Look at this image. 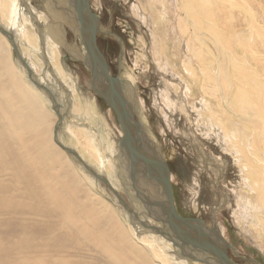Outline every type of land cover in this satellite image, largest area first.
I'll return each instance as SVG.
<instances>
[{
	"label": "bare ground",
	"instance_id": "6f19581e",
	"mask_svg": "<svg viewBox=\"0 0 264 264\" xmlns=\"http://www.w3.org/2000/svg\"><path fill=\"white\" fill-rule=\"evenodd\" d=\"M32 2L41 3L43 7L41 6L39 10L30 5ZM157 5H159L157 8L159 11L166 8L163 0H157L156 7ZM57 8L70 17L76 18L81 26L78 28L68 25L61 17L56 16L54 10ZM81 8V0H47L46 2L21 0L20 3L17 0H0V264H170L173 262L172 258L175 257L173 256L175 254L174 243L162 234L154 232L153 229L159 227L152 224L147 227L134 223L129 215V223L127 226L124 225L113 206L100 196L98 197L85 182V178L78 173L75 162L63 149V143L67 146V142L62 137V132L58 126L53 128L54 122L50 118L52 113L46 108V105H51L50 99L30 80L27 72L17 65L12 54L10 43L14 38L25 55L32 57L37 53L47 60L53 78H63L65 83H69L75 105L73 103V106L70 105L72 106V114L70 113L72 129L70 124L68 125L70 130L75 132L72 133L77 136L78 140H76L80 147L74 150L82 156L85 155L84 152L89 153L90 158L95 162L92 163L95 172L110 179L119 176L124 181L127 179L131 181L132 178L141 192L142 179L138 180L141 178L140 172L135 169L138 167L135 164L138 157L131 158L127 152L123 154L119 140L120 152L113 159L112 153L106 149L105 142L101 144L98 140L100 128L97 124L100 120L104 123V120L102 117L101 119L95 116L94 100L88 99L85 94L76 92L75 70L69 69L67 66L69 62L66 64L63 59L64 50L61 49V45L67 44L63 36L66 26L70 27L75 34L80 35L84 42L88 41V24H84L81 20ZM161 14L163 17L164 13L161 12ZM233 16L229 15V17ZM97 18H99L98 15ZM228 20L230 21L229 18ZM230 22L235 25L236 17L233 22L232 19ZM100 31H102L101 23L100 28L95 32L96 40ZM200 34H196L198 40L200 36L203 37ZM203 39L206 38L203 37ZM187 42L190 56L197 60V65L203 68L206 77L202 82L196 68L184 61V70L190 78H188L189 81L185 79L189 84L185 94L189 99H195L197 86L201 81L204 92L202 94L206 103L203 105L201 103L199 114L202 110L208 113L206 108L216 107L210 114L209 122L214 127L215 124L220 125V129L222 128L230 135L224 136V144L237 159L241 177L246 182L247 195L245 197L248 208L244 210L250 213L247 215L248 219L250 215L254 218L250 225L257 229L260 237H264V144L259 139L256 147L251 151L250 148L253 146L250 143L249 147L247 145L246 130L230 116V106L223 99L221 100L222 92H224L221 87L226 89L229 87H226L224 82L219 83L221 87L217 85V79L213 75V70L216 68L212 47L202 42L201 44L205 46L197 48L191 36ZM235 44L236 50L238 48L241 51L244 50L241 44L236 42ZM259 45L261 50H264V45L261 43ZM121 48L123 49L122 45ZM248 48L259 50L254 42L245 48V51H248ZM207 50L212 52L209 53ZM67 52L70 53L69 50ZM250 53L256 58L253 60L256 64L260 57L255 55L254 51ZM94 58L96 59L97 55H94ZM157 61L161 66V57ZM121 68L122 71L117 77L121 83L118 89L119 100L123 106L136 111L138 105L136 83L127 74L125 69L128 67L123 65ZM46 71L48 72L47 68ZM260 71L263 72V69L260 68ZM51 78L50 81H53ZM258 79L259 77L256 80ZM41 80L46 87L52 91L56 90L46 78L43 80L41 77ZM262 89L263 93H260ZM258 90L256 96L264 102V88L256 91ZM259 116L260 119H257L263 121V114ZM239 119L248 125L243 115H239ZM252 120L250 122H253L252 125L255 126V133L259 130L263 139L264 126L262 128L255 119ZM142 121L149 128L146 133H143L145 136L143 139L147 141L148 147L157 149V154L151 158L154 161L161 160L162 152L168 163L160 141L150 129L149 120L143 117ZM100 126L102 129V124ZM254 140L255 135L250 141L254 144ZM159 149L161 152L158 153ZM85 174L89 179L92 178L86 172ZM150 174L157 178L153 167H151ZM154 181L156 186L160 187L159 180ZM132 205L133 209L146 221L155 224L158 222L160 227L162 226V222L156 219V214L149 206L150 211H146L143 206L135 202ZM168 242L171 243L170 246L166 244Z\"/></svg>",
	"mask_w": 264,
	"mask_h": 264
},
{
	"label": "rangeland",
	"instance_id": "374dc122",
	"mask_svg": "<svg viewBox=\"0 0 264 264\" xmlns=\"http://www.w3.org/2000/svg\"><path fill=\"white\" fill-rule=\"evenodd\" d=\"M17 1L21 2V0ZM156 1L90 0L91 10L98 15L101 23L102 31L97 34V40L106 54L104 55L107 57L110 74L117 78L122 71L121 66L124 65L128 67L125 69L127 74L136 83L135 90L138 99L136 114L140 118L145 117L149 120L150 129L156 134V138L162 145L171 168L173 192L179 213L182 216L191 217L207 216L212 205H215L214 213L218 211L221 231L228 247H232V245L227 239L243 254L257 260L249 259L250 262L264 264V237H260L257 229L250 225L254 218L250 215V219H248L247 215L250 213L244 210V208H248L245 197L247 195L246 182L241 177L237 159L224 144L225 137L230 135L222 128L221 130L220 125L219 127L218 124H215L214 127L209 122L210 114L216 107H204L208 113H204L202 110L199 114L201 103L202 105L206 103L203 98L201 81L198 86L196 85L197 97L195 99L191 100L185 94V90L189 88V84L186 82V80L189 81V76L184 70L183 63L186 61L195 67L198 77L203 82L206 77L203 68L197 65V60L194 57L190 56L187 41L191 36L197 48L205 46L201 44L202 42L210 45L209 47H212L214 52L213 59L216 70H213V75L217 79V85L224 82L225 86L229 87L226 89L219 85L224 91L222 97L219 92L221 100L223 99L230 106V116L246 130L247 145L249 147L250 143L253 146L250 148L251 151L254 150L259 139L264 144V138H261L259 130L255 133V126L252 125L253 122H250L255 119L262 128L264 126V118L263 121L258 120L260 119L259 115L263 114L262 117H264V102L256 96V92H259L256 90L264 88V50H261L259 45L260 43L264 45V0H163L166 8L160 11L166 18L161 16L163 14L159 9L157 10L159 5L156 7ZM30 5L41 10V3L32 2ZM229 15L234 16L229 17ZM48 17L52 19L49 15ZM235 17L234 25L230 21L232 19L233 22ZM174 28L175 30H173ZM66 31L68 43H70L68 39L70 31L73 35L71 44L77 43L85 53V45L81 38L70 27H66ZM20 32H22L21 29ZM195 32L198 34L202 32V36L206 39L200 36V40H198ZM235 42L241 44L244 50L241 51L240 48L236 50ZM253 42L258 45L259 50L248 48L249 52L245 51V48L252 45ZM10 46L17 65L27 72L30 80L50 99L51 105H46V108L52 113L50 118L54 122V124L52 123L53 128L58 126L62 132V137L67 142V146L63 143V149L75 162L78 173L85 178V182L93 189V192L113 206L121 222L126 226L129 223L130 212L120 198L128 202L132 208L134 207L132 204L135 202L143 206L146 211H150L145 201L144 203L141 200L138 201V195L141 192L132 178L131 181L128 179L124 181L119 176L110 179L99 174L93 170L92 163L95 162L90 158L88 152H84L85 155L82 156L75 151V148L80 147L77 136L73 134L75 132L70 130V126L71 129L73 127L70 121L75 99L69 88V83H65L63 78L59 77H54L55 80L47 60L37 53L34 54L35 57L25 55L20 44L14 38ZM61 49H64L62 45ZM251 51L260 57L256 64L253 63L256 58L250 53ZM159 57H161V66L157 61ZM65 62L66 64L69 62V65L67 64L69 69L75 70L74 78L78 85L75 86L76 92L85 94L88 99L94 100L96 110L93 112L96 111L95 116L102 117L104 120V123L100 120L97 124L100 128L98 140L101 141V144L103 141L105 142L107 145L105 148L112 153L114 159L120 152L119 140L122 141L124 135L116 113L92 89L90 85L92 73L86 65L75 58H69ZM258 67L262 68L263 72ZM41 77L43 80L46 78L49 84L54 87L53 89L57 91L46 87ZM257 77H259L258 80H256ZM50 78L53 81H50ZM251 90L253 91L251 92ZM218 91H220L219 88ZM260 93H263V89ZM71 104L72 106H70ZM254 112L257 113L254 114ZM61 113L62 118L60 117ZM239 115H243L247 119L248 125L239 119ZM257 126L258 124L256 128ZM261 132L263 133L262 130ZM253 135H255L254 144L250 141ZM224 155L228 158H222ZM85 172L92 178L89 179ZM207 175L210 177L212 185ZM215 182L219 183L220 191L223 187V195L213 189ZM134 212L137 213L138 219L146 221L135 209ZM150 224L160 227L158 222ZM166 244L170 246L171 243ZM173 256H175L172 258L174 263L170 264H205L201 261L180 258L176 252ZM237 261L240 264H250L240 259Z\"/></svg>",
	"mask_w": 264,
	"mask_h": 264
},
{
	"label": "water",
	"instance_id": "95a60500",
	"mask_svg": "<svg viewBox=\"0 0 264 264\" xmlns=\"http://www.w3.org/2000/svg\"><path fill=\"white\" fill-rule=\"evenodd\" d=\"M81 1V20L84 24H88V41L84 42L81 39L85 45V53L82 52L77 43H69V45L64 43L62 46L91 70L92 80L90 85L92 89L117 114L124 133L121 141L122 152L123 154L127 152L131 155V158L138 157L137 161H134L138 166L135 169H138L142 179V190L141 194L138 195L139 200H137L139 202L141 200L143 203L145 201L156 214V219L162 222L161 227L153 229L154 232L160 233L172 241L175 252L180 258L201 261L206 264H238L230 258L227 251L228 244L220 228L209 229L203 218L182 216L177 210L170 167L160 149L158 153L161 152V160L154 161L151 158L157 154V149L148 147L147 141L143 139L145 137L143 133H146L149 128L142 121V118L136 114L138 108L135 111L121 104L118 97V89L121 83L119 79L110 76L106 57L97 44L95 32L100 28L99 18L90 8V0ZM82 27L84 28L83 25ZM120 45H122L121 40ZM68 54L69 52L64 56L65 61L70 58ZM94 55H97L96 59ZM60 117H63L62 113ZM151 167L154 168L157 178L150 176ZM155 179L159 180L160 187L156 186ZM120 200L130 212V218L134 223L146 225L147 227L150 225L149 222L138 219L137 213L134 212L128 202L122 198ZM236 252L240 255L238 251Z\"/></svg>",
	"mask_w": 264,
	"mask_h": 264
},
{
	"label": "flooded vegetation",
	"instance_id": "af4514ba",
	"mask_svg": "<svg viewBox=\"0 0 264 264\" xmlns=\"http://www.w3.org/2000/svg\"><path fill=\"white\" fill-rule=\"evenodd\" d=\"M44 2H46V0H43ZM63 7H64V5H63ZM61 10V9H60ZM58 8L56 9V10H54L55 12H56V16H58V17H61V19H63L64 21H66L67 23H68V25H72V26H75V27H78L79 28V26H81L80 25V22H78L77 21V19L76 18H74V17H70L69 15H67V14H65V12L63 13V12H61ZM61 14H63V15H61ZM74 23H75V25H74ZM66 27H68V26H66ZM63 32H64V34H63V36L65 37V40H66V43L69 45V43H68V40H67V31L64 29L63 30ZM78 37H80V35H77ZM68 39H69V41H70V43H71V41H72V39H73V35H72V33L69 31V36H68ZM82 39V38H81ZM97 43H98V40H97ZM98 46H99V48H100V50L103 52V54H105L104 53V51L102 50V48H101V45L98 43ZM64 50V49H63ZM66 50V49H65ZM65 50H64V53H65V55H66V52H65ZM77 53V52H76ZM64 55V56H65ZM106 55V54H105ZM69 56H70V58H75V59H77L76 57H74V55H72L71 53H69ZM107 58V57H106ZM80 62V61H79ZM90 70V69H89ZM91 71V70H90ZM92 73V72H91ZM222 158H228V156H226V155H224V156H222ZM207 178H208V180L211 182V179H210V177L207 175ZM211 185H212V182H211ZM213 189L217 192V193H219L220 195H223V192H224V190H222L223 189V187H221V191H220V187H219V183H216L214 186H213ZM176 206H177V204H176ZM214 208H215V205H212V207L210 208V212H209V214L207 215V216H199V215H196V217H200V218H203L204 220H205V222H206V225H207V227L209 228V229H212V228H216V227H218V228H222L221 227V224H220V222H219V220H218V211H216L215 213H214ZM177 209H178V207H177ZM179 211V210H178ZM187 217H189V216H187ZM220 224V225H219ZM228 240V242L232 245V247H228V254H229V256H230V258H232L236 263H238V264H240L238 261H237V259H240V260H242L243 262H249L250 264H254V263H252V262H250V260H248V259H253V260H255V261H257L256 259H254V258H252V257H250V256H248V255H246V254H243L241 251H239L235 246H234V244L233 243H231L230 242V240L229 239H227ZM236 251H238L240 254H242V255H238L237 254V252ZM259 262V261H258Z\"/></svg>",
	"mask_w": 264,
	"mask_h": 264
}]
</instances>
